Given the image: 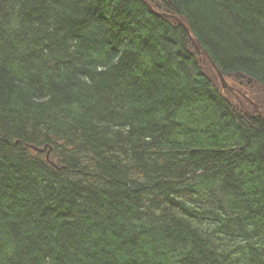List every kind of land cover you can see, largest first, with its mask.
Returning <instances> with one entry per match:
<instances>
[{"label":"trees","instance_id":"1","mask_svg":"<svg viewBox=\"0 0 264 264\" xmlns=\"http://www.w3.org/2000/svg\"><path fill=\"white\" fill-rule=\"evenodd\" d=\"M149 2L0 0V264H264V0Z\"/></svg>","mask_w":264,"mask_h":264},{"label":"water","instance_id":"2","mask_svg":"<svg viewBox=\"0 0 264 264\" xmlns=\"http://www.w3.org/2000/svg\"><path fill=\"white\" fill-rule=\"evenodd\" d=\"M145 5L149 8L150 12H152L153 14L157 15V16H163V17H169V18H172L174 19L175 21H177L180 25H182L187 31H188V27L182 22V20H180V18L178 17H175V16H172V15H168V14H161L159 13L158 11H156L151 5H150V2L149 0H142ZM197 49L198 50H201L204 52V54L210 59V61L212 62L214 68L216 69L220 79H221V82L223 84V86L232 91V92H235L234 89L227 83V81L225 80V77L224 75L220 72L219 68L217 67V65L215 64L214 60L212 59V57L203 50V48L200 46V45H196Z\"/></svg>","mask_w":264,"mask_h":264},{"label":"bare ground","instance_id":"3","mask_svg":"<svg viewBox=\"0 0 264 264\" xmlns=\"http://www.w3.org/2000/svg\"><path fill=\"white\" fill-rule=\"evenodd\" d=\"M167 18H169V17H167ZM171 19H172V18H171ZM256 108H257V110H260L258 106H256Z\"/></svg>","mask_w":264,"mask_h":264}]
</instances>
